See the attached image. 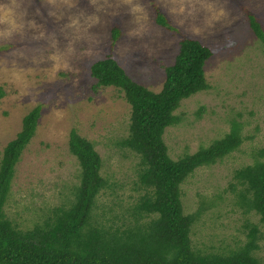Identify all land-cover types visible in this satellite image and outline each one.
<instances>
[{
	"label": "rangeland",
	"instance_id": "374dc122",
	"mask_svg": "<svg viewBox=\"0 0 264 264\" xmlns=\"http://www.w3.org/2000/svg\"><path fill=\"white\" fill-rule=\"evenodd\" d=\"M156 11L173 29L155 21ZM249 14L264 31V0H0V151L23 115L41 106L35 133L15 165L5 214L27 228L64 199L79 169L68 150L71 128L94 143L101 172L120 185V204L107 188L97 208L119 212L131 202L137 156L115 143L127 132L130 107L121 90L95 83L90 64L111 54L132 79L157 91L179 38L190 36L212 50L204 64L209 87L175 109L179 120L163 133L169 155L207 145L233 121L243 137L181 183L184 212L206 204L191 227V242L204 250L234 247L246 239L251 222L259 229L254 254L264 263V224L243 211L230 189L234 168L264 158V46ZM112 27L120 30L115 40Z\"/></svg>",
	"mask_w": 264,
	"mask_h": 264
},
{
	"label": "trees",
	"instance_id": "16d2710c",
	"mask_svg": "<svg viewBox=\"0 0 264 264\" xmlns=\"http://www.w3.org/2000/svg\"><path fill=\"white\" fill-rule=\"evenodd\" d=\"M248 18L264 46L263 29L252 14ZM155 21L173 29L159 11ZM119 34V28L112 27L111 39ZM178 42L173 62L164 65V80L157 91L132 79L111 54L90 64L95 83L121 90L130 107L127 132L115 143L136 154V178L131 184L133 199L119 212L111 206L97 208L98 197L107 188L112 201L120 204L115 189L119 184L101 172L102 159L94 143L71 128L68 150L79 169L64 199L27 228H20L5 214L15 165L35 133L41 106L23 115L19 130L0 151V264H264L254 254L259 229L251 222L246 225V239L234 247L204 250L191 242V227L206 204L200 201L194 210L184 212L181 183L195 167L214 163L237 148L243 137L239 123L233 121L207 145L176 158L169 155L165 127L179 120L174 111L183 98L209 87L204 64L212 53L195 37L181 36ZM233 177L236 182L230 189L236 203L244 212L253 211L264 224V158L234 168Z\"/></svg>",
	"mask_w": 264,
	"mask_h": 264
}]
</instances>
